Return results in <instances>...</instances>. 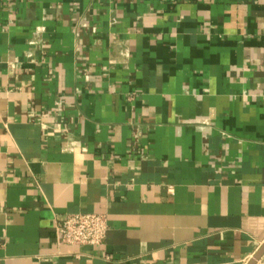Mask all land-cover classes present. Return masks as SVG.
<instances>
[{
    "label": "crops",
    "instance_id": "crops-1",
    "mask_svg": "<svg viewBox=\"0 0 264 264\" xmlns=\"http://www.w3.org/2000/svg\"><path fill=\"white\" fill-rule=\"evenodd\" d=\"M72 214L101 246L58 243ZM263 246L264 0H0V264Z\"/></svg>",
    "mask_w": 264,
    "mask_h": 264
},
{
    "label": "built area",
    "instance_id": "built-area-1",
    "mask_svg": "<svg viewBox=\"0 0 264 264\" xmlns=\"http://www.w3.org/2000/svg\"><path fill=\"white\" fill-rule=\"evenodd\" d=\"M12 4L14 0H7ZM109 231L106 216L98 214H72L58 221L56 237L61 245L98 247Z\"/></svg>",
    "mask_w": 264,
    "mask_h": 264
},
{
    "label": "water",
    "instance_id": "water-1",
    "mask_svg": "<svg viewBox=\"0 0 264 264\" xmlns=\"http://www.w3.org/2000/svg\"><path fill=\"white\" fill-rule=\"evenodd\" d=\"M263 256H264V246H263L262 249L256 254V256L254 257V259H253L249 264H258V262L262 259Z\"/></svg>",
    "mask_w": 264,
    "mask_h": 264
}]
</instances>
